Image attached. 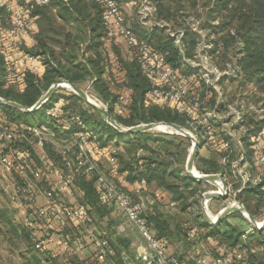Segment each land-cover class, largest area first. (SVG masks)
I'll return each instance as SVG.
<instances>
[{"label":"built area","instance_id":"obj_1","mask_svg":"<svg viewBox=\"0 0 264 264\" xmlns=\"http://www.w3.org/2000/svg\"><path fill=\"white\" fill-rule=\"evenodd\" d=\"M33 1L39 5L50 2V0ZM92 1L98 3L103 9L102 22L106 37L120 38L128 49L129 59L137 60L142 72L148 78L151 89L146 100L149 101L148 98H151L155 101L175 103L177 111L185 117L186 123L191 128L183 127L195 139L213 150H218L220 146L225 148L224 165L230 164L231 171L242 186L235 190L232 183H226L225 191L219 186L216 190L225 192L226 196L232 192L236 195L251 181L262 184L264 189V177L253 175L251 170L243 168V164L248 162L250 155H254L257 163L264 168V90H259L258 85H254L253 82L247 86H240L241 91L234 93H227L221 87L223 81L232 77L237 78L239 75L236 73L242 74L241 66L236 64L238 60L232 64L226 63L224 69L215 65L209 70L206 64L213 58L217 59L221 52L220 44L219 46H213V43L204 44L202 51L197 50L196 53L194 52L196 55L193 53V57H188L184 45L187 32L181 30L172 34L174 45L182 56L180 63L174 64L168 54L151 46L140 37L122 2L119 0ZM154 3L152 0H143L140 4L136 13L140 27L151 29L159 25L157 22L154 24L150 21V18L157 14V7ZM0 8L6 12V18L0 15V55L4 56L6 73L10 75L19 61L9 58L6 54L7 49L20 47L28 40H33V29L31 21L27 18L29 8L23 6L21 0H0ZM36 58L34 54L27 53L21 62L27 69L37 71V67L31 66V62ZM111 62L109 64L108 60L105 74L108 76L111 72L115 74L111 82L116 87L114 102L110 105V102H105L100 98L99 103L89 99L109 111L112 106L110 112L115 118L126 115L133 102L134 90L127 85V74L120 62L117 60ZM95 79L88 83L85 90L89 96L94 95L92 91ZM58 85L73 91L71 84L67 81H61ZM246 89L250 90L243 91ZM251 99L254 100L253 104L250 103ZM232 101H240L238 107L234 106ZM246 102L249 104L246 105ZM65 105L64 98L52 102L47 109L48 116L57 118ZM75 119L80 125L79 130L73 132L78 142L76 159L71 156L75 149L73 146L59 148L65 161V168L54 172L50 180L52 187L45 191V206L32 208L30 212L31 217L53 219L58 229L56 233L43 235L35 230L32 232V239L37 249L43 251L49 250V246L56 240H59L65 251L69 253L83 250L86 247L84 235L76 234L68 228L70 221H76L81 226H85L84 234L93 243L97 262L110 264L112 259L111 264H117L113 261L116 252L110 235L106 231H98L96 227L88 226L87 205L83 202H61V196L74 183L76 170L86 169L88 172L99 173L94 154L106 158L114 168L118 165L115 152L102 145L96 130L84 124L80 115H76ZM256 122L257 126L254 125ZM56 123L58 124L57 121ZM250 127L252 130L248 133ZM66 129L70 128L66 127ZM246 133L250 141L249 150L245 146L244 135ZM55 135H57L56 131L47 129L45 126L40 128L28 125L24 129L16 130L2 125L0 118V163L3 169L26 176L30 171L31 155L17 146L11 147V144L17 141L25 142L30 148L44 149L48 143L52 142ZM193 143L192 141V146ZM42 172L40 168H35L32 173L36 180H42ZM98 179L101 183L102 199L105 204L119 210L124 215L116 228L118 235L130 241L128 247H121L120 250L123 264H253L251 255L255 253V248L252 246H241L237 250L210 258L197 245L195 246L197 257L193 260L184 258L177 251L169 252L166 240L155 235L152 224L142 214L144 203L137 196L145 187L146 179L140 181L141 188L134 193L126 190L112 177L105 176L103 173L99 174ZM29 201H35V198L30 196ZM234 202L238 206L242 204L238 200H229L228 204L231 205ZM241 212L248 218L243 210ZM263 220L257 221V229H260L259 226ZM213 221L215 218L212 224H214ZM198 229L194 228V232H198ZM249 232L250 230L247 233Z\"/></svg>","mask_w":264,"mask_h":264},{"label":"trees","instance_id":"obj_2","mask_svg":"<svg viewBox=\"0 0 264 264\" xmlns=\"http://www.w3.org/2000/svg\"><path fill=\"white\" fill-rule=\"evenodd\" d=\"M167 1L170 7L171 3L180 4L183 0ZM218 1V5L220 6H217V9L233 8V17L240 23L234 31H230L229 33H232L231 36L235 42L241 41L244 44V54L238 59L241 70L246 73L249 79L259 77L262 89L264 90V0H241L238 2H236V0ZM156 3H158L156 6L158 11L157 15H159L160 18H168L171 13L169 10H167V13L164 11V1H157ZM29 6L31 7L33 15H38V22L40 25L39 32L36 35L37 45L31 49L30 53L44 58L46 63L44 87H49L52 82L59 78H65L74 83L96 78L93 83L95 92L98 93L104 101L110 102V105H112L116 98V94L110 90V84L114 80L115 74L113 72L110 73V81L104 79L103 74L108 60L100 51L101 45L104 43L103 40H105L106 37L102 22V7L92 0H50L48 4L44 5H39L33 1L29 3ZM217 9L215 8V10ZM1 14H5L3 8H0V15ZM69 22H77L80 25L77 33L73 34L66 31L64 27H66L65 24ZM137 32L141 37L145 38L150 45L157 46L156 48L161 52L168 54L169 59L174 64L180 63L182 56L175 47L173 38L170 36H158L160 32L157 26L152 27L149 31H145V29L139 27ZM187 35H189V32H187ZM194 42V39L191 41L190 37L188 40L187 36L184 38V45L186 47L185 52L188 57L192 53L191 47H193L192 45H194ZM56 46L59 47V50H56ZM117 52L120 54L119 51ZM120 59L119 62L127 74V85L133 88L134 97L126 115L116 116L115 118L121 124L128 127L141 123L161 121L184 125L185 117L172 106L160 105L158 101L151 98H148L149 101L146 100L151 89V84L142 72L138 61L135 59L126 60L121 57ZM3 76L4 69L0 61V96L6 99L15 100L26 107H32L42 94L41 87L35 82L33 75H29L28 88L23 93H16L11 88H5ZM73 100V104L75 103L77 106L78 102L79 104L82 102L81 98L75 94ZM50 102L51 101L47 102L42 108L33 112H26L13 106L0 105V109L3 110L7 116V120L3 121V124L11 126L13 122H29L31 118H35L45 107H48ZM89 108L92 109V111L94 110L90 105ZM111 109L112 106L110 111ZM82 115L85 121L95 125L98 132H100V139L104 143L111 141H114L116 145L124 143L123 145L126 146L127 150L132 149L136 152L140 147L147 148L149 140H157L151 133L134 134L132 136L129 133H124L113 127L102 118L92 120L93 118L88 115L85 110L82 111ZM104 135L107 137H104ZM163 141V146L166 148L165 158L171 157L176 161V165H183L184 156L188 149V146L183 148V141H189L188 138H182L181 142L178 144L174 140L163 139ZM174 149H176V155ZM201 160L204 164L200 165L199 169L206 170L207 172H218L220 170V166L216 162ZM151 161L152 159L149 158V164L156 163L155 169L163 167L161 169H163L162 171H164V174L157 179H159L164 187L175 191L176 198L187 199L181 190V186H183L184 191L189 190V193L194 195L197 193V187L203 185V182L197 181L189 175L181 176L183 168H178V166H176V169L168 170L164 162L158 163L157 161ZM126 168H128L130 172H138L139 174H137L140 176L136 177L146 175L148 181L156 179L157 176V174L154 173L155 170L149 174H144V172L139 168H135L133 165L126 166ZM166 174L169 175V177L180 180L179 183L176 182L175 184L169 182L166 178ZM79 182L85 191L84 203H88L99 209V205H101L99 191L93 180H87L85 176H81ZM244 189H246V187ZM244 189L241 192H243ZM252 193H255L256 197H258L256 208L261 209L264 205L263 192L256 187L252 190ZM259 194L261 196H258ZM184 200L182 202L183 204H185ZM195 203H198V200H195ZM247 206L250 207L249 205ZM184 207L187 208L188 205L185 204ZM252 213L254 212L252 211ZM5 217V214L0 215V220ZM197 218L198 217H196V219ZM150 219L156 224L160 230V234H173V231L170 230L169 222L165 220L161 214L151 216ZM201 225L204 226L207 225V223L201 222ZM222 226L223 223L220 222L217 224V227L212 229L213 231H211L210 234L222 237L223 240L228 241L231 245L240 242L242 233L233 226ZM178 230H180L179 233L182 232L183 234H187V229L184 227H179ZM27 236L30 237L29 233H27ZM55 259L59 260L58 258Z\"/></svg>","mask_w":264,"mask_h":264},{"label":"crops","instance_id":"obj_3","mask_svg":"<svg viewBox=\"0 0 264 264\" xmlns=\"http://www.w3.org/2000/svg\"><path fill=\"white\" fill-rule=\"evenodd\" d=\"M31 2H33V0H21L22 5L25 7L28 6V8H29L27 18L32 23L34 39L28 40L24 45H22L20 47L7 49L6 54L8 55V57L19 61L17 66L15 68H13V70H12L13 73H11L10 75H8L6 73V68H5V64H4V58H3L4 56L0 55V61L2 62V67L4 69V76H3L4 77L3 80L5 83L4 87L5 88H11L16 93H23L28 88L29 75H33L35 82H37V84L41 87V91H42V94L37 99L36 103L48 92V90L50 88H52L55 85L56 86L55 90L52 93V95L49 97L47 102L51 101L50 102V104H51L52 102H55V101L59 100L60 98H64L66 100V105L63 106V108L61 109V112L58 114V117L55 119L48 116V114H47L48 107H45L43 109V111L40 113V115H44L46 117V120H44V121H40V122H33V121L13 122V123H11L12 127L10 125H6V126H9L11 128H14L16 130L24 129L28 125H33V126L40 127V128L45 126L47 129H50L52 131L54 130L57 132V135H55L52 138L53 139L52 142L48 143L44 149L32 148V150H31L30 147L26 148L23 145H21V146L17 145V147L24 150L25 152H28L30 155H31V152L34 151V153L38 157V164H41L45 167V171L47 173V180L46 181H48V180L52 179L54 172H57V171L61 170L62 168H65V161L63 159V155L60 152L59 148L73 146V148H75V149L72 151L71 156L73 159H76V152H77V146H78L77 143L78 142H77V137L75 136V134H73V132L78 131L80 128V125H79V122L76 121L75 116L80 115L84 124L94 128L96 130V132L98 134V139L101 141L102 145L106 146L109 150H113L115 152V156L117 157V162H118L117 164L118 165L116 168H114V166L106 158L101 157L99 154H94V159L96 160L98 167L100 165L99 173L88 172L86 169L76 170L75 177H74V183L67 190V192L61 196V201L64 199L65 203H80V202L84 203L85 191L82 188V186L80 185V182H79L80 177L85 176L87 180H93L94 184L96 185V187L99 191L100 203H103L105 206L108 207L107 208L108 212L104 216L109 215L111 218H113V220H112V228L113 229L110 228L111 232H112L110 235V239H112L113 245H116V243L118 241L115 238H120L121 240H124L126 242V246L122 245L123 247H128L130 244V241L117 234V230H116L117 225L123 220L124 215L119 210H116V209L110 207L109 205L105 204V202L103 201L102 193H101V183L98 179L100 173H103L105 176L112 177L119 185H121L126 190H128L132 193H134L138 188H141L140 181L142 179H146L147 183H146L145 187H143L141 194L137 197L142 199V201L144 203V207H146V204L148 205V208H147L148 211L144 212V216L149 221L151 220L150 219L151 216L161 214L159 212V206H161L162 204L163 205L170 204V205L176 206L178 208L180 206L179 210L181 212H183V213L187 212L188 215H190L188 210L190 209V207H192L193 204H187V202H186L187 199L184 200L183 198H180V199L176 198V192L175 191H173L172 189L166 188L161 184V182L157 178H160L164 174V171H162L163 169H161L163 167H161V168L159 167V168L155 169L156 163H153V164L148 163L149 158H151L152 159L151 162H154V161H157L158 163L164 162L165 165H167L168 170L176 169V166H178V165H176V161H174L171 157H169L167 159L165 158L166 157V155H165L166 154L165 153L166 148L163 146V143H164L163 139L176 141V135H174L175 133H171L169 131H161L162 129L159 128L160 126H157L156 128H154L153 130H150V131L132 133L131 134L132 136L134 134L151 133L154 137L157 138V140H149L147 148H143V147L138 148L136 150V152H134L135 157L132 159L133 160L132 162H131V159L129 157H128V160H126L124 158L125 157L124 154L119 152V151L127 152L126 146L123 145L124 143L120 144V145H116V143L114 141L104 143L100 139V132H98L95 125H93L90 122L85 121L84 116L82 115L83 110L87 111L88 115H90L93 118L92 120L102 118V116L93 108V106L88 101L84 100L80 95H78L74 90L72 91V90L65 88L64 86L58 85V83L61 81H67L70 84H75V85L81 87L83 90H86L88 83L92 79H87L84 81H80L78 83H74L68 79L59 78L58 80L52 82L49 87L45 88L44 87V82H45L44 75L46 72V63L44 61V58L42 56L35 55L37 58L31 62V66L33 68L34 67L38 68L37 71L27 69L24 66V64L21 62V60L26 56V54L30 53L31 49L37 45L36 35L38 34L39 29H40V25L38 22V15H33V13L31 12V7L29 6V3H31ZM120 2H122V4L125 6V11L127 12V14L129 12L128 15L131 16L133 14V10L132 9L130 10V7H132V5H133V4H131V0H130V2L126 1V0H120ZM5 14H6V12H5ZM5 14H1L3 18H6ZM65 26L66 27H64V28L66 29V31L71 32L73 34L77 33L78 29L80 28V25L77 22H69V23H66ZM133 26L136 30L140 27L138 21L135 23L133 22ZM141 28H143V27H141ZM82 29H83V26H82ZM143 29H145V28H143ZM149 30L150 29H145V31H149ZM141 38L147 42V40L145 38H143V37H141ZM108 39L109 38L105 37V40H103L104 43H103V45H101L100 51H101L103 56L106 57V55L108 54L110 57H113L114 59L119 61V59L115 57V54L118 51V49L111 46V42H109ZM151 46H153L155 48L157 47L154 45H151ZM55 48H56V50H59V47L56 46ZM103 75H104V79H106V81H110L108 74H105V72H104ZM110 85H111L110 90H112L115 93L116 87L113 86L112 83ZM92 93L96 97L102 99L98 95V93L95 92L94 86H93ZM74 94L78 95L81 98L82 102H80V104L78 102V106L75 103L74 104L76 106L73 104ZM47 102H45L44 105ZM158 103L160 105H169V106H172L173 108L176 109V104L173 102L158 101ZM89 105L95 111L94 110L92 111V109L89 108ZM40 108H42V106ZM40 108H38V109H40ZM0 118H1L2 125H5V124H3V121L7 120V116L5 115V112L1 109H0ZM56 121L58 122V124L56 123ZM161 122H165V121H161ZM254 125L257 126L258 123L256 122V123H254ZM182 126H185L186 128H191L190 125H188L186 123V121H185V124ZM66 127H69L70 129H66ZM251 130H252V128L250 127L248 130V133L251 132ZM248 133H246L244 135V137H245L244 140H245V146L249 150V146H250L249 142L250 141L248 138L249 137ZM171 134L174 136H170ZM104 137H107V136L104 135ZM184 137L188 138L187 136H184ZM188 139H190V138H188ZM190 142L192 144L191 139H190ZM25 145H28V144L26 143ZM189 150L191 152V147ZM206 151H209L211 153H207ZM119 153H121L124 156L122 159L120 158ZM225 153H226L225 148L222 146H220L218 150H213L209 146L201 143V145L199 147V151H198V156L195 160V168H196L195 172L196 173L200 172V173H205V174H219L222 177L224 172L227 173L231 170L230 164L224 165L223 157H224ZM250 153H251V151H250ZM125 155H126V153H125ZM31 158H32V156H31ZM162 158H163V160H162ZM201 159L216 162L217 164H219L220 170L218 172H207L206 170L199 169L200 165L204 164ZM187 162H188V159L186 161V171L188 173ZM132 165L135 168H139L142 172H144V174H149L155 170L154 173L157 174L156 179H154L152 181H148L146 175H142L141 177H136V176H140V175H138L139 174L138 172H136V171L130 172V170L128 168H126V166H132ZM101 166H103V170L100 169ZM105 166H107V168H105ZM173 166H174V168H172ZM35 168L41 169V167H36V165L34 164V161L32 160L31 164H30V171L29 172L33 176L34 179H35V177H34V174L32 172ZM243 168L251 170V172H253V175H256V176L262 175L264 177V168L262 165L257 163L254 155L249 156L248 162L243 164ZM184 170L182 171L181 176H186ZM42 173H43L42 174V180H43L44 172H42ZM188 175H189V173H188ZM21 177H25V176H21ZM166 178L168 180L169 178H173V177H169V175L166 174ZM42 180H38V181H42ZM49 182H47L48 185L45 188H43V192H41L42 197L41 196L39 197V198L44 199L43 204H41L39 206V208L44 207L46 204L45 191L47 189L51 188V184H49ZM200 182L204 183L205 181H200ZM226 182L231 183L229 180H226ZM205 183L213 184L216 187L218 186V184L216 182L215 183L217 185L214 183H211V182H205ZM258 185H260V188L262 189L263 198H264V189L262 188V184H258ZM234 189L237 190L238 188L237 189L234 188ZM181 190H182L184 196L186 197V194H185L186 192L183 191V186H181ZM34 191L38 192L39 190L34 189ZM239 193L234 195V192H232L230 194V195H233V197L231 199L228 196H225L224 198L223 197H217V198L210 199L209 202L216 200L220 203V205L217 209V212L219 213L228 204V203H225V201L228 202L229 199L231 201L238 200L237 196ZM29 194H31V192H29ZM33 194H35V193H33ZM33 194L31 196L34 197ZM195 196L196 197L198 196V198H199L198 204L203 209L202 199H203L204 194L202 195L201 199H200L201 195H198L196 193ZM35 200H36V198H35ZM183 200H184L185 204L188 205L187 208L184 207L185 204L182 203ZM146 201H148V203ZM238 201L240 202V200H238ZM209 202H208V209H209ZM85 204L87 205V208H88V222H90L91 217L94 215V213L98 209L95 208L94 206L88 204V203H85ZM30 205H32V204H30ZM263 207L264 206H262V208ZM236 211L237 210L230 212L226 217L228 218L229 215L237 214ZM209 212H210V214L213 215V211H211L209 209ZM238 213L241 214V216L245 220L244 222H247L248 224L252 223L250 221V219H248L241 212V210ZM251 214L254 216V218L257 221H261L264 219V214L262 217H259L260 219L256 215H254V213H251ZM161 215L163 216V218H165V220H167L169 222L170 230L173 231L172 235L160 234V230L158 229L156 224L152 220L150 223L153 226V230H154L155 235H157V237H159V238L165 239L166 242L168 243L169 252L177 251L184 258H186L188 260H193L197 257V253L195 251V246H197V245L210 258H213V257H216L218 255L237 250L241 246H252L255 248V253L251 255V262L253 264H263L264 263V247H262V245L257 243V242H249L247 240L248 237L250 236V233H254V231L252 232V229L254 230L256 225H254L253 223L252 224L254 225V228L252 226H250L246 230L241 229L242 231L241 230L239 231L240 233H242L241 237H240V239H241L240 242H238L235 245H231L228 241L223 240L222 237L210 234V232L213 231L212 229L217 227V224H212L210 221H208L205 218L204 214H203L204 217L202 218V220L200 219L201 217L196 219L195 215H192L191 217L189 216L187 219H185L181 222L180 221L176 222L175 226L172 225L171 221L166 216H164L163 214H161ZM213 216H215V215H213ZM41 219L46 220L47 222L48 221L50 222L51 220H53V219L48 218V217L41 218ZM224 219L221 221L222 223L225 221ZM201 222H206L207 225L202 226ZM101 223H103L105 226H107V224H105L104 222H101ZM232 224H233V226L237 225V223H233V222H232ZM52 225H55L56 228L53 231L51 230L52 232H50V231L46 232V234L56 233V231L58 229L56 222H55V224L53 223ZM73 225L76 226L75 229L72 228ZM80 226L81 225L79 222L70 221L68 228L70 231H72L76 234L84 235L85 241H86V244H85L86 247L83 250H76L72 253H69V252L65 251L61 242L59 240H56L55 243H53L49 246V251L52 253L51 256L54 258H58L60 260V262L63 264H99L96 260V257H95L93 243L89 238H86L87 236H85L83 230H81L79 228ZM179 227L186 228L187 234H183L182 232L179 233V231H180V230H178ZM196 227L199 229H198V232L195 233L194 228H196ZM222 227H224V226H222ZM249 230H250V232L247 233ZM258 230H260V229H258ZM174 238H176V244L177 243L182 244L181 249H178L177 246L173 247L174 246L173 244L175 241ZM174 248H176V249H174ZM116 250H118V249H116ZM130 250H132V249L130 248ZM111 261H112V259L110 260V264H111ZM113 261H115L117 264H123L120 250L117 251V255L115 253Z\"/></svg>","mask_w":264,"mask_h":264},{"label":"rangeland","instance_id":"obj_4","mask_svg":"<svg viewBox=\"0 0 264 264\" xmlns=\"http://www.w3.org/2000/svg\"><path fill=\"white\" fill-rule=\"evenodd\" d=\"M129 1L130 0H126ZM156 6L158 3L157 1H164L165 7L164 11L167 10L170 11L171 15H169L168 18H160L159 15H155L152 18H150V21H152L154 24L157 22L159 25L157 28L159 29L158 36L166 37L170 36L172 37L173 33H177L181 30L185 32H189V35L187 36V40L190 37L191 41L194 39V45L191 47V54L190 56L193 57V53L197 50L202 51L204 49V44H211L213 43V46H219L221 49V52L219 53V56L217 59L213 58L212 60H209L206 64V67L210 70L215 65L221 67L222 69L225 68L226 63H234L236 62L240 57L244 54V44L241 41L235 42L233 37L231 36L232 33H229L230 31H234L237 26L240 25L238 20L233 17L234 11L230 8H222L217 9V6L219 7V1L218 0H183L180 4L171 3L169 7V2L167 0H152ZM241 0H236V2ZM143 0H131L132 7H130V10H133V14L130 16L133 22H137L139 20V17L137 16L138 9L140 7V4H142ZM215 8L217 10H215ZM235 8V7H234ZM215 10V11H214ZM158 12V11H157ZM127 13V12H126ZM129 14V12H128ZM173 38V37H172ZM109 42H111V46L114 48H117L120 54L116 52L115 57L119 60L120 57L123 59H129V53L126 45L123 43L120 38L117 39H108ZM188 43V42H187ZM191 43V42H190ZM194 53V55H196ZM204 53V52H203ZM189 56V57H190ZM106 59H109V64H111V61H115L113 57H110L108 54L106 55ZM111 59V60H110ZM201 59V58H199ZM202 63V60H200ZM205 62H203L204 64ZM238 65H240L239 60L237 61ZM208 70V71H209ZM202 71L204 69L202 68ZM239 76L237 78L232 77L227 81H223L221 84V87L225 89L227 93H234V92H240V86L244 85L247 86L250 84V82H253L254 85H258L259 90L262 89V84L260 82L259 77H255L254 79H249L248 76H246V73L242 71V74L236 73ZM250 89H246L243 91H247ZM95 98L100 100L98 97L94 95ZM253 101L251 99L250 103L253 104ZM261 101V100H259ZM240 101H232V104L236 107H238ZM249 102H246V105H248ZM46 120V117L44 115H37L35 118H31V121L33 122H40ZM123 125V124H122ZM124 127H128L123 125ZM164 130L161 131H169L170 128L164 127ZM176 132V131H175ZM173 132V133H175ZM176 132L174 135H176V143L178 144L181 142L182 138H186L183 135H179ZM170 135V136H174ZM189 141H183V148L188 146L186 155L184 159L183 165H178V168H183L185 171V174L188 175L186 171V161L190 155V147H192V144ZM25 142H15L11 144V147L14 146H21L24 147H30L28 145H25ZM186 145V146H185ZM25 148V149H26ZM32 150V148H31ZM34 150V149H33ZM124 156L119 153L120 158L123 157L128 160V157L132 159L135 157V151L134 150H127V152L119 151ZM175 155H176V149H174ZM207 153H211L209 151H206ZM126 153V155H125ZM134 153V154H133ZM179 153V151H178ZM212 155V154H211ZM32 160L34 161V164L36 167H41V169L44 172V177L42 181L35 180L33 176L29 173L25 177H21V175L16 174L15 172H7L3 169V166L0 163V215L5 214L6 217L0 220V264H61L60 260H56L54 257L51 256V252L49 250L43 251L37 249V247L33 244L31 234L33 231H37L40 233V235L46 234V232H52L56 227L55 225H52L55 222L51 220L50 222L43 220L39 218L38 216L31 217L30 212L32 211V208H37L41 204H43L44 199L39 198L42 197L41 192H43V188H45L50 180H47V173L45 171V167L41 164H38V157L34 153V151L31 152ZM182 156V157H183ZM181 157V158H182ZM122 161V160H121ZM130 162V161H129ZM100 167V165H99ZM107 168V166H105ZM104 168V169H105ZM174 168V166L172 167ZM103 170V166L101 168ZM224 181L229 180L233 184V188H240L242 184L240 181H238L235 174L230 170L229 172L222 175ZM225 177V178H224ZM169 182L175 183L180 180L176 178H169ZM227 183V182H226ZM50 184V182H49ZM30 187V188H29ZM52 187V185H51ZM260 188V185H258L256 182L251 181L246 185V189H244L243 192L238 194V200L244 206L252 213L254 212V215H256L258 218L262 217L264 214V207L261 209L256 208V204L258 202L255 193H252V190L255 188ZM197 194L201 195L200 199L202 198V195L205 192L216 190L217 187L210 183H203L200 187H197ZM30 189V190H29ZM34 189L39 190L38 192H35ZM191 190V189H190ZM184 191V190H183ZM31 192V194H29ZM186 197H187V204H193L192 207L188 210L190 215L188 213H183L179 210L178 207L172 206L170 204H165L159 206V212L166 216L172 223L173 226L176 225V222L183 221L187 219L189 216L195 215V217H198L202 220L203 216V209L198 204L195 203V200H199L198 196L196 197L195 194H190L189 190L185 191ZM35 193V194H33ZM34 195V198H36L35 201L30 202L29 197L31 195ZM258 196H261L260 194ZM230 199L233 197V195L228 196ZM228 199V198H227ZM229 199V200H230ZM142 200V199H141ZM228 200V202H229ZM63 201V202H62ZM62 203L64 202V199L62 200ZM148 203V201H146ZM225 201V203H228ZM32 204V205H30ZM99 209L94 213V215L91 217V220L88 224V226L96 227L98 231H106L109 235H111V229L112 228V220L109 215H106V212H108V207L105 206L103 203H100ZM220 203L216 200H213L209 202V209L213 211V215H216L217 209L219 207ZM249 205L250 207H248ZM264 206V205H263ZM106 208V209H105ZM148 205L146 204V207H144L142 214L144 215V212L147 210ZM216 209V210H215ZM34 212V211H33ZM237 214L229 215V217L225 218L223 222V226H233V223H237V225H234L235 228L240 231L241 229H247L250 226L254 228V225L252 223L248 224L247 222H244L245 220L241 216L240 210L236 211ZM260 219V218H259ZM44 221V222H43ZM107 224L105 226L103 223ZM233 226V227H234ZM75 225L72 226L73 229H75ZM83 232H85V226L79 227ZM113 229V228H112ZM52 230V231H51ZM242 231V230H241ZM254 233H250V236L248 237L249 242H257L264 247V229L258 230L256 227L253 230ZM252 231V232H253ZM27 233H29V236H27ZM117 239L116 245L112 246L115 249L116 255L117 251L121 250V247L126 246V242L124 240H121L120 238ZM174 246L178 247V249H181V245L177 243L176 244V238H174ZM112 242V239H111ZM123 245V246H122ZM118 249V250H116ZM176 249V248H174Z\"/></svg>","mask_w":264,"mask_h":264},{"label":"water","instance_id":"obj_5","mask_svg":"<svg viewBox=\"0 0 264 264\" xmlns=\"http://www.w3.org/2000/svg\"><path fill=\"white\" fill-rule=\"evenodd\" d=\"M73 90L80 95L84 100L88 101L93 108L102 116L103 120L109 124H111L113 127L117 128L118 130L124 132V133H137V132H146L153 130L156 128V125L158 124L157 122H149V123H141L129 127H124L116 118L113 117L112 113L107 110L105 107L95 104L94 102H91L89 99L88 93L83 90L81 87L71 84ZM55 85L48 90V92L37 102L35 103L32 107H25L21 103L15 101V100H10L6 99L0 96V105H8V106H13L16 107L20 110L26 111V112H33L43 106V104L49 99V97L52 95V93L55 90ZM167 125L172 126L174 129H179L184 132L182 135L187 136L190 138L194 143L190 152V155L188 157V162H187V170L189 175L194 178L197 181H205V182H211L216 184L215 182L221 179L224 182V185H226V182L224 179L219 175V174H205V173H196L195 172V160L198 156V151L201 143L195 139V137L190 134L189 131H187L183 126L177 124V123H172V122H164ZM217 185V184H216ZM226 193L218 190H212L208 191L204 194L203 199H202V204H203V214L205 218L212 222L213 216L210 214L209 209H208V202L210 199L217 198V197H225ZM234 210H243L250 221L254 224L257 225V220L254 218V216L251 214V212L241 204V206H232L230 204L226 205L216 216L215 221H213L214 224H218L221 222L230 212ZM260 229H264V220L259 226Z\"/></svg>","mask_w":264,"mask_h":264},{"label":"bare ground","instance_id":"obj_6","mask_svg":"<svg viewBox=\"0 0 264 264\" xmlns=\"http://www.w3.org/2000/svg\"><path fill=\"white\" fill-rule=\"evenodd\" d=\"M89 98L91 99V100H93L94 102H97V103H99L100 102V100H98L97 98H95L94 97V95H91V96H89ZM157 126H160L159 128L160 129H162V130H164L163 128L164 127H168V128H170L171 130H170V132H178L179 134H183L184 132H182V130H179V129H174L172 126H170V125H167L166 123H164V122H160V123H158L157 125H156V127ZM175 132V133H176ZM194 169H196V168H194ZM216 183L218 184V186H219V188H221L223 191H225V189H226V185H224V182L221 180V179H219L218 181H216ZM235 204V205H234ZM233 207L235 206H238V204L236 203V202H234L233 204H231ZM212 215V214H211ZM213 216V215H212ZM216 216L217 215H215V216H213L212 218H216Z\"/></svg>","mask_w":264,"mask_h":264}]
</instances>
